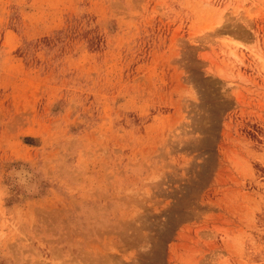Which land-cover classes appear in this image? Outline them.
<instances>
[{"label":"rangeland","instance_id":"rangeland-1","mask_svg":"<svg viewBox=\"0 0 264 264\" xmlns=\"http://www.w3.org/2000/svg\"><path fill=\"white\" fill-rule=\"evenodd\" d=\"M0 264H264V0H0Z\"/></svg>","mask_w":264,"mask_h":264}]
</instances>
